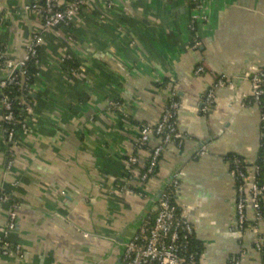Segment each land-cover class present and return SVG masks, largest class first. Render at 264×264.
<instances>
[{
  "label": "crops",
  "instance_id": "obj_1",
  "mask_svg": "<svg viewBox=\"0 0 264 264\" xmlns=\"http://www.w3.org/2000/svg\"><path fill=\"white\" fill-rule=\"evenodd\" d=\"M34 1H5L0 44L13 61L23 58L40 27L24 10ZM110 1L90 0L71 26L46 34L31 131L15 144L5 139L0 107V195L7 191L21 205L11 240L36 264H124L126 244L154 215L151 196L178 174L176 202L195 227L199 264L238 258L239 264H264L253 235L238 231L235 179L227 161L238 155L252 165L261 151L260 108L249 102L245 74L264 65V0H203L207 19L196 25L199 49L192 48L189 28L194 0ZM64 50L83 62L89 93L81 83L71 86L60 69ZM198 65L205 71L195 75ZM221 75L231 84L217 89L215 106L205 113L206 92ZM171 84L177 85L184 141L162 154L146 184L149 197L120 192L126 159L137 152L138 128L157 123ZM114 100L120 107L111 110ZM149 155L139 152L131 183ZM10 207L11 200L0 204V231ZM248 212L253 218V210ZM0 264L25 263L0 254Z\"/></svg>",
  "mask_w": 264,
  "mask_h": 264
},
{
  "label": "built area",
  "instance_id": "obj_2",
  "mask_svg": "<svg viewBox=\"0 0 264 264\" xmlns=\"http://www.w3.org/2000/svg\"><path fill=\"white\" fill-rule=\"evenodd\" d=\"M6 0H0V16L5 12ZM106 1L112 5L110 0ZM90 0H35L24 6V10L40 21V27L31 37L23 58L13 61L5 46L0 44V73L6 75V79L0 81V107L2 108L3 132L7 142L16 143L20 134H28L31 131L30 120L33 114L32 99L33 89L26 78L28 71L26 64L35 59V63L41 68L42 61L39 57V49L46 42V34L54 29L69 27L82 9ZM189 28L192 32V48L199 49L202 46L200 34L196 28L197 22L207 19V4L203 0H194L189 8ZM135 46V42H131ZM60 69L65 74L69 84L75 86L84 85L85 93H89L91 85L87 81L85 66L75 52L64 50L60 53ZM20 67L19 71L17 69ZM205 71L203 65H198L194 73L200 75ZM24 78L25 80L21 79ZM245 77L251 83L250 104L258 105L261 116L260 142L262 165L257 162L249 165L247 161L238 155L227 157L229 171L235 179L236 187V217L237 228L241 236L252 234L254 246L263 256L264 260V65H256L246 72ZM19 85L22 92L12 99L7 93L8 88ZM231 80L226 75L217 77L206 92L203 111L206 113L215 106V95L219 88L228 86ZM171 94L165 103L163 113L156 124H141L135 137V149L137 152L126 159L125 183L119 191L142 198L148 194L136 191L131 187V180L135 177V167L139 162V152H150L147 166L143 172L137 175L138 181H147L155 175L162 154L169 145L181 146L184 134L178 127V111L180 101L177 98V85L171 84ZM15 102L21 108V116L17 119ZM120 107L117 100L109 102V109ZM154 137L160 139L159 143L151 146ZM19 138V137H18ZM206 151L202 149L201 155ZM13 161L7 164V171L11 172ZM17 184V182L15 183ZM180 189V177L176 174L164 189L154 215L145 218L138 233L126 244L123 261L124 264H199L197 254L189 251V245L195 238L193 223L181 213L176 198ZM11 200L7 222L0 231V254L15 257L25 264H36L28 261L23 246L11 240V233L19 225L20 202L12 198L11 194L3 191L0 195V204ZM249 208L253 210V218L249 215ZM241 258L235 259L232 264H239Z\"/></svg>",
  "mask_w": 264,
  "mask_h": 264
},
{
  "label": "trees",
  "instance_id": "obj_3",
  "mask_svg": "<svg viewBox=\"0 0 264 264\" xmlns=\"http://www.w3.org/2000/svg\"><path fill=\"white\" fill-rule=\"evenodd\" d=\"M41 49H42V47L39 49V57L38 58H40V59L42 58L41 57ZM26 68H27V71H28V74H27L26 78L28 79V83L30 84V86L33 89V93H36L37 92L36 88L38 87V84L40 83L41 68L35 63V59L29 61L26 64ZM21 79L25 80V77L24 78L20 77V80ZM21 92H22V90H21V88H20V86L18 84L8 88V90H7V93L9 94V96L12 99H16L21 94ZM29 99H32V95H29ZM14 110H15V114H16L17 119H19L21 114H22V112H21L22 110H21L20 106L16 104V102H15V105H14ZM154 138L156 140L158 139L157 137H154ZM16 140H17L16 141V143H17L19 138L17 137ZM13 144H15V143H13ZM261 155H262V153L260 151L257 163L262 165V161L260 159ZM147 163H148V161L146 162L145 166H142V168L140 169V173L145 170V168L147 166ZM150 178L147 181H145V182H141L139 180L135 184L131 183V187L134 190H136V191H141V192H144L146 194H149V192L146 190V184L150 181ZM189 251L195 252L197 254V259L200 258L201 247H200L198 241L195 238L191 241V243L189 245Z\"/></svg>",
  "mask_w": 264,
  "mask_h": 264
},
{
  "label": "water",
  "instance_id": "obj_4",
  "mask_svg": "<svg viewBox=\"0 0 264 264\" xmlns=\"http://www.w3.org/2000/svg\"><path fill=\"white\" fill-rule=\"evenodd\" d=\"M19 69H20V67L17 69V71H19ZM4 79H6V75H1L0 76V81H2V80H4ZM167 186V185H166ZM166 186H164L162 189H160L157 193H155L153 196H151V203H153V204H157L158 203V201H159V199H160V197H161V195H162V193H163V191H164V189L166 188ZM146 217V216H145Z\"/></svg>",
  "mask_w": 264,
  "mask_h": 264
}]
</instances>
